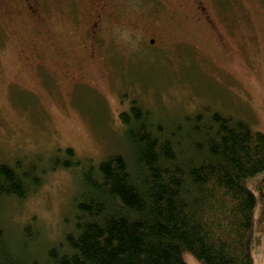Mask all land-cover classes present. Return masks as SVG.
I'll return each mask as SVG.
<instances>
[{"label": "rangeland", "instance_id": "374dc122", "mask_svg": "<svg viewBox=\"0 0 264 264\" xmlns=\"http://www.w3.org/2000/svg\"><path fill=\"white\" fill-rule=\"evenodd\" d=\"M113 5L117 16L103 25L94 55L79 50L82 30L50 8L55 20L45 27L58 36L41 40V55L26 60L25 26L0 16L1 28L19 34L0 44V164L50 167L66 149L97 164L114 154L130 159L119 116L133 100L168 127L210 109L264 134V0ZM78 177L59 168L27 198L4 201L0 222L11 238L32 224L48 244L71 231ZM248 188L257 198L249 248L254 264H264V172ZM183 259L201 264L189 252Z\"/></svg>", "mask_w": 264, "mask_h": 264}, {"label": "trees", "instance_id": "16d2710c", "mask_svg": "<svg viewBox=\"0 0 264 264\" xmlns=\"http://www.w3.org/2000/svg\"><path fill=\"white\" fill-rule=\"evenodd\" d=\"M119 117L130 159L97 164L66 149L50 167L0 164V209L59 168L79 176L71 231L48 244L35 224L12 239L0 222V264H187L184 252L201 264H254L248 182L264 172V134L210 109L168 127L136 100Z\"/></svg>", "mask_w": 264, "mask_h": 264}, {"label": "flooded vegetation", "instance_id": "af4514ba", "mask_svg": "<svg viewBox=\"0 0 264 264\" xmlns=\"http://www.w3.org/2000/svg\"><path fill=\"white\" fill-rule=\"evenodd\" d=\"M117 1L121 2V0ZM55 8L67 18L72 27L82 30L84 42L79 50H86L91 55H94L95 49L101 46L99 37L103 25L117 16L118 11L113 5V0H0L1 18L4 21L19 22L25 26L26 35L24 44L20 46V57L36 60L41 55V48L38 47L41 40L49 41L52 37L58 36L45 27L49 18L46 15L47 10L50 9V12ZM196 10L205 14L206 8L198 5ZM49 20L52 22L55 17ZM16 36H19L16 31H7L0 27V44L6 41L5 38L11 39ZM150 42L154 45L155 40L152 39Z\"/></svg>", "mask_w": 264, "mask_h": 264}]
</instances>
